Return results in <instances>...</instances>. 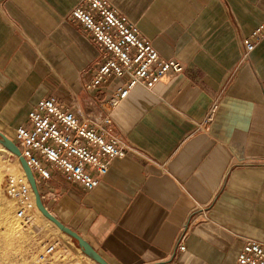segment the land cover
Listing matches in <instances>:
<instances>
[{
  "label": "crops",
  "instance_id": "0c3cea01",
  "mask_svg": "<svg viewBox=\"0 0 264 264\" xmlns=\"http://www.w3.org/2000/svg\"><path fill=\"white\" fill-rule=\"evenodd\" d=\"M81 1L0 0V131L50 95L103 117L113 84L85 88L102 53L68 17ZM109 1L184 70L133 88L105 125L138 152L89 191L52 170L46 206L112 264H238L264 244V34L244 59L242 43L264 0Z\"/></svg>",
  "mask_w": 264,
  "mask_h": 264
},
{
  "label": "built area",
  "instance_id": "2783aa9c",
  "mask_svg": "<svg viewBox=\"0 0 264 264\" xmlns=\"http://www.w3.org/2000/svg\"><path fill=\"white\" fill-rule=\"evenodd\" d=\"M68 17L88 32L102 53L99 67L85 88L94 90L106 82L113 84L109 98L102 102L104 115L100 120L85 115L80 118L62 100L50 95L30 110L26 123L16 128L14 141L38 184L49 180L52 170H56L89 191L100 184L113 159L138 152L129 140L106 129L116 108L136 86L152 89L164 76L183 72L184 66L178 59L162 56L152 40L109 0H82L70 10ZM263 34L264 21L252 34L243 37V59L254 50L256 40ZM213 111L214 107L205 125ZM8 192L18 197L21 207L17 216L26 225L33 218L31 186L24 178L11 175ZM42 198L45 203L44 194ZM57 244H46L38 261L45 263ZM178 248L186 249L182 240ZM237 260L238 264H264V244L246 240Z\"/></svg>",
  "mask_w": 264,
  "mask_h": 264
},
{
  "label": "rangeland",
  "instance_id": "374dc122",
  "mask_svg": "<svg viewBox=\"0 0 264 264\" xmlns=\"http://www.w3.org/2000/svg\"><path fill=\"white\" fill-rule=\"evenodd\" d=\"M1 132L15 139L14 130ZM15 160L16 155L1 145L0 164L5 167L0 168V228L1 223L6 222L8 217L12 222L0 229V264H99L81 250L74 238L62 232L52 221L41 212L39 213L37 207L33 208V218L29 224L27 223L28 225H23L22 228L13 224L14 221L20 219L17 212L21 207L18 197L8 192L9 177L19 174L16 169H12ZM42 184L43 182L39 184L40 191ZM48 243L58 244L50 258L45 263H40L39 254Z\"/></svg>",
  "mask_w": 264,
  "mask_h": 264
},
{
  "label": "water",
  "instance_id": "95a60500",
  "mask_svg": "<svg viewBox=\"0 0 264 264\" xmlns=\"http://www.w3.org/2000/svg\"><path fill=\"white\" fill-rule=\"evenodd\" d=\"M0 144L5 147L12 154L19 157V160L24 168L27 180L31 186V189L34 193L35 203L37 208L41 211V213L50 221H52L62 232L68 234L70 237L74 238L77 242L81 250L89 256L91 259L96 261L99 264H112L108 260H106L93 246L92 244L79 232L65 224L61 221L53 212L49 210V208L45 205L42 194L39 188V184L34 175L32 168L27 162L26 158L22 155L21 150L17 143L7 136L5 133L0 131Z\"/></svg>",
  "mask_w": 264,
  "mask_h": 264
},
{
  "label": "bare ground",
  "instance_id": "6f19581e",
  "mask_svg": "<svg viewBox=\"0 0 264 264\" xmlns=\"http://www.w3.org/2000/svg\"><path fill=\"white\" fill-rule=\"evenodd\" d=\"M1 146V145H0ZM6 149V148H5ZM7 150V149H6ZM8 151V150H7ZM8 166V165H7ZM12 166H13V170L14 169H16L18 172L17 173H19V174H13L12 176H15V177H22V178H24L27 182H28V180H27V177H26V174H25V171H24V168H23V166H22V164H21V162H20V160H19V157L18 156H16V160H15V162L12 164ZM11 166V167H12ZM1 167H5V165L4 166H2V164H0V168ZM1 170V169H0ZM10 170V169H9ZM15 170V171H16ZM5 173V172H4ZM2 174V173H1ZM1 177V176H0ZM29 183V182H28ZM30 185V184H29ZM31 193H32V200H31V203H30V206L31 207H37L36 206V203H35V197H34V193H33V191H32V189H31ZM46 205V204H45ZM41 211L39 210V213H40ZM10 214V213H9ZM12 215V214H11ZM7 218V217H6ZM3 221V220H2ZM9 222H12V220H11V218H10V220H9V217L6 219V222H3V223H1V226L2 227H6V224L7 223H9ZM32 222V221H31ZM13 224L15 225V226H17V227H24L25 225H24V223H23V220L20 218V219H18V220H16V221H14L13 222ZM28 224H29V222H28ZM27 224V225H28ZM24 225V226H23ZM1 227V228H2ZM0 228V229H1ZM7 229V228H6ZM16 229V228H15ZM8 230V229H7ZM7 230H5V231H7ZM2 231H3V229H2ZM18 233V232H17ZM8 237V236H7ZM9 238V237H8ZM7 238V239H8ZM6 239V240H7ZM8 241V240H7ZM8 244V243H7Z\"/></svg>",
  "mask_w": 264,
  "mask_h": 264
}]
</instances>
